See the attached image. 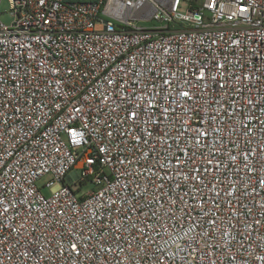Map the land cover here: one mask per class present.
Instances as JSON below:
<instances>
[{
    "label": "built area",
    "instance_id": "built-area-1",
    "mask_svg": "<svg viewBox=\"0 0 264 264\" xmlns=\"http://www.w3.org/2000/svg\"><path fill=\"white\" fill-rule=\"evenodd\" d=\"M7 1L0 264H264V0Z\"/></svg>",
    "mask_w": 264,
    "mask_h": 264
},
{
    "label": "rangeland",
    "instance_id": "rangeland-1",
    "mask_svg": "<svg viewBox=\"0 0 264 264\" xmlns=\"http://www.w3.org/2000/svg\"><path fill=\"white\" fill-rule=\"evenodd\" d=\"M0 18L5 21L6 23L10 24L12 22L13 16H12V10H11V6L10 3L7 0H3L0 3ZM43 182H45V179L41 180L39 183L42 184ZM92 188V185L86 184L84 190H88ZM43 192L46 195H49V190L44 188Z\"/></svg>",
    "mask_w": 264,
    "mask_h": 264
}]
</instances>
